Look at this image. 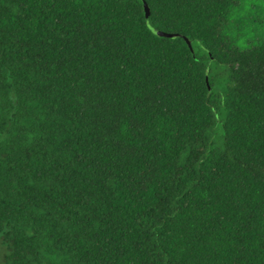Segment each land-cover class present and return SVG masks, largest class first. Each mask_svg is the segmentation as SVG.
Segmentation results:
<instances>
[{"label": "trees", "instance_id": "obj_1", "mask_svg": "<svg viewBox=\"0 0 264 264\" xmlns=\"http://www.w3.org/2000/svg\"><path fill=\"white\" fill-rule=\"evenodd\" d=\"M146 1L0 0V264H264V0Z\"/></svg>", "mask_w": 264, "mask_h": 264}, {"label": "water", "instance_id": "obj_2", "mask_svg": "<svg viewBox=\"0 0 264 264\" xmlns=\"http://www.w3.org/2000/svg\"><path fill=\"white\" fill-rule=\"evenodd\" d=\"M143 1H144V7H145V11H146V17H147V19H149L150 14H151V10H150V7H149L147 1L146 0H143ZM151 28L156 34H158L160 36H166V37L182 36L187 41V43H188L189 47L191 48L192 52H194V48H193V44H192L193 42L187 36L179 34V33H173V32H168V31H164V30H159V29H156L153 26H151ZM206 80H207L208 87L211 90V86L209 85L208 75H207Z\"/></svg>", "mask_w": 264, "mask_h": 264}, {"label": "rangeland", "instance_id": "obj_3", "mask_svg": "<svg viewBox=\"0 0 264 264\" xmlns=\"http://www.w3.org/2000/svg\"><path fill=\"white\" fill-rule=\"evenodd\" d=\"M242 13L245 14L246 12L243 11ZM2 252H3V247L0 245V259H1Z\"/></svg>", "mask_w": 264, "mask_h": 264}]
</instances>
